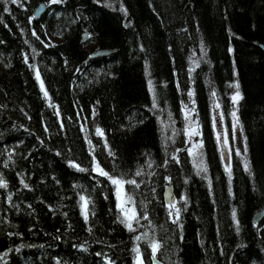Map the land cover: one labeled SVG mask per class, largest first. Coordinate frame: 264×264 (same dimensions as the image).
<instances>
[{
  "label": "trees",
  "instance_id": "trees-1",
  "mask_svg": "<svg viewBox=\"0 0 264 264\" xmlns=\"http://www.w3.org/2000/svg\"><path fill=\"white\" fill-rule=\"evenodd\" d=\"M41 3L45 12L30 21ZM19 5L0 0V264H135L137 246L153 264V240L155 264H264V219L252 222L264 209V0ZM96 49L109 53L90 57ZM237 82L251 174L232 145L229 182L213 119L222 116L232 143L229 85ZM185 105L207 172L184 151ZM97 163L139 183L125 185L138 216L148 215L135 232L120 223L114 185ZM82 195L91 201L87 221Z\"/></svg>",
  "mask_w": 264,
  "mask_h": 264
},
{
  "label": "snow or ice",
  "instance_id": "snow-or-ice-1",
  "mask_svg": "<svg viewBox=\"0 0 264 264\" xmlns=\"http://www.w3.org/2000/svg\"><path fill=\"white\" fill-rule=\"evenodd\" d=\"M7 2H10L12 4H17L19 5V0H7ZM63 0H50L51 4H57V3H62ZM5 11H8L7 8L4 9ZM123 10V9H122ZM32 19H35V17H30V21ZM33 36H36L37 39H39V36L36 35V32L33 31ZM43 43V42H42ZM46 47L49 45H45ZM201 48L203 49V44H201ZM25 62H27V57H25ZM197 66H198V62H197ZM36 79L40 82V87H41V91L44 93L45 98H48V92L47 90H45L44 88V83L40 78V74L39 72L36 73ZM149 87H150V91L153 94V104L152 107L153 109H155L157 107V102H156V94H155V89L154 86H152L151 81H149ZM229 87L235 88L236 92L235 94L232 96V103L234 105L238 104L240 100L243 99V96L240 93V85L239 83H235V84H230ZM213 96H215V92L212 93ZM189 96H192L193 93L189 92L188 93ZM219 105H217L218 107ZM237 110L238 109H233V111L231 112L232 117L235 120V125L233 126V140H235V127L237 125H239V118L237 116ZM194 111V109H193ZM94 114H95V110H93ZM57 115H59V113H57ZM169 119H171V114H169ZM215 120V118H214ZM242 126H241V132H242ZM96 133L97 135L103 136V131L97 127L96 128ZM175 134V133H174ZM219 139V137H218ZM225 144H227V140H225ZM198 147H202L201 145H198ZM110 155H114V153H109ZM236 155L237 156H241V152L239 149L236 150ZM224 154L222 153V158H223ZM175 158V157H173ZM241 158L244 160V168L245 171L249 172V174H251V165L250 162L247 160V147L244 148L243 150V156H241ZM230 159V156H229ZM73 167H77V169L79 171H85V169L83 168H79L77 165L73 164ZM199 171L202 172H207V168L206 166L203 164V161L201 160L200 164L197 166ZM95 171L97 172L98 175L100 176H104L106 177L112 185H114L115 187V192H116V198H117V209L120 212V223L124 224V226L130 231V232H135L136 228L133 226L134 223L135 224H139L141 220H148V215L146 213V211L144 212V214L142 216H138L136 210L134 207L130 208L127 207L128 205H134L135 204V200L133 199V196L135 193L133 194H128L125 192V185H130L133 186V188H138L140 185L137 182V180L135 178H126L125 175H121L119 177H115L113 175H110L108 172H106L103 168L100 167V165L97 163L95 165ZM226 172L228 173L229 176V182H231V167L230 165L226 168ZM143 175L142 170L137 169V171L134 173V176H141ZM23 182V181H22ZM25 187H28L26 184L24 185ZM7 184L4 182L3 178L0 177V188H6ZM171 195V194H170ZM9 199H11V197H9ZM80 201H81V211L82 214L84 216L85 221L88 220V205L91 203L90 200L86 199L83 195L80 196ZM170 203V210H169V216L173 215V211L175 210V215H176V219L173 220V223H178L179 221V215H180V209L176 207V204L174 202H172L171 200L169 201ZM94 214V211H93ZM232 216L233 219H236V210L233 209L232 211ZM147 234H145L146 236ZM135 239L137 241L141 240L140 236H136ZM149 247L151 248V259L153 261V264H155L156 258H157V253L160 250V244L157 243L155 240L151 241L149 243ZM133 252L136 253V264H144V259L141 255V249L139 246L135 247L133 249ZM4 255L6 256L7 253H4ZM0 259H2V257H0Z\"/></svg>",
  "mask_w": 264,
  "mask_h": 264
},
{
  "label": "rangeland",
  "instance_id": "rangeland-1",
  "mask_svg": "<svg viewBox=\"0 0 264 264\" xmlns=\"http://www.w3.org/2000/svg\"><path fill=\"white\" fill-rule=\"evenodd\" d=\"M51 41H53L52 39H50ZM233 95L236 92V89L233 88ZM232 95V96H233ZM237 109V104L234 105L232 103V99H231V110H230V126H231V137H232V143L228 138V132L226 127H224L223 121L224 119L222 118V116H220L218 113H214V118L213 119V125H214V133L216 136V141H217V146L221 155V161L223 164V167L226 168L230 165L231 163V146L233 145V152L236 154V150L239 149L241 152V156H243V150L245 148V144H244V138H243V134L241 132V128L240 125H237L235 127V140H233V126L235 125V120L231 115V112L233 111V109ZM183 113V119H184V129H185V135H186V146L184 151L187 152V154H189L191 156L192 159V163L194 164L195 168L198 169V165L201 162V152H200V147H198V145H200L198 139H199V133H198V128L196 125V120L193 114V111L187 107L185 105V107L182 109ZM219 137V139H218ZM225 140H227V144H225ZM222 153L224 154L223 158H222ZM230 156V159H229ZM241 156H239V158L241 159L242 165L244 167V160L241 158ZM114 194H115V199H116V206H117V198H116V192H115V187H114ZM127 207L132 208V205H128ZM136 264V262H135Z\"/></svg>",
  "mask_w": 264,
  "mask_h": 264
},
{
  "label": "water",
  "instance_id": "water-1",
  "mask_svg": "<svg viewBox=\"0 0 264 264\" xmlns=\"http://www.w3.org/2000/svg\"><path fill=\"white\" fill-rule=\"evenodd\" d=\"M47 8V5L44 4V3H41L39 4L34 12H33V16L35 18L37 17H40L46 10ZM86 40V37L84 36L83 37V41ZM261 50L263 51L264 53V46H260ZM109 53L108 50H103V49H96L94 50L92 53H91V56L92 58H97V57H103V56H106L107 54ZM171 194V195H170ZM164 197H165V200L169 203V201L173 199V194H172V187L171 185H169L166 189H165V193H164ZM262 219H264V209H261L259 211H256L253 216H252V222L253 224H258ZM156 263V261H155Z\"/></svg>",
  "mask_w": 264,
  "mask_h": 264
},
{
  "label": "bare ground",
  "instance_id": "bare-ground-1",
  "mask_svg": "<svg viewBox=\"0 0 264 264\" xmlns=\"http://www.w3.org/2000/svg\"><path fill=\"white\" fill-rule=\"evenodd\" d=\"M233 92H234V91H233ZM233 92H232V94H231V98H232Z\"/></svg>",
  "mask_w": 264,
  "mask_h": 264
}]
</instances>
